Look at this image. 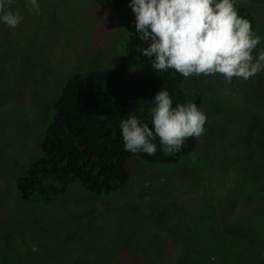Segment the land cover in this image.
<instances>
[{"label": "rangeland", "instance_id": "374dc122", "mask_svg": "<svg viewBox=\"0 0 264 264\" xmlns=\"http://www.w3.org/2000/svg\"><path fill=\"white\" fill-rule=\"evenodd\" d=\"M114 1L38 0L35 14L14 0L23 21L0 24V264H264V71L184 79L206 115L190 157L131 158L128 184L110 196L72 185L50 205L17 197L13 180L39 154L61 85L114 66L136 33L129 0ZM238 2L264 37V0Z\"/></svg>", "mask_w": 264, "mask_h": 264}, {"label": "trees", "instance_id": "16d2710c", "mask_svg": "<svg viewBox=\"0 0 264 264\" xmlns=\"http://www.w3.org/2000/svg\"><path fill=\"white\" fill-rule=\"evenodd\" d=\"M114 3L121 7L123 0ZM237 4L238 15L249 20L256 31L255 11L247 3ZM147 46L133 33L114 66L79 70L61 85L51 102L39 154L13 180L21 202L50 205L72 185L96 197L110 196L128 184L127 162L131 158L164 167L195 153L198 138H188L181 150L172 154H164L158 139L153 141L158 150L152 156L123 150L120 121L134 114L151 128L152 99L159 91L169 92L173 107L187 102L200 107L203 103L201 93L182 86L183 76L173 70L151 69L152 59L141 52Z\"/></svg>", "mask_w": 264, "mask_h": 264}, {"label": "clouds", "instance_id": "9594fccd", "mask_svg": "<svg viewBox=\"0 0 264 264\" xmlns=\"http://www.w3.org/2000/svg\"><path fill=\"white\" fill-rule=\"evenodd\" d=\"M14 0H0V24L16 28L23 16L11 10ZM28 11L40 14L38 0H25ZM138 38L148 46L142 55L151 69L173 70L184 78L221 75L226 83L248 81L264 71V49L253 55L264 37L238 15L237 0H129ZM151 128L129 114L120 121L123 150L155 155L159 140L164 154L181 150L188 138L204 134L206 115L192 102L177 103L168 91L154 98Z\"/></svg>", "mask_w": 264, "mask_h": 264}]
</instances>
